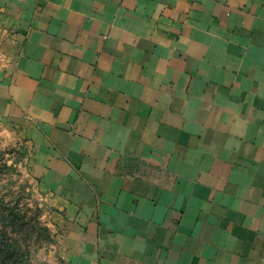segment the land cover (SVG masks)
Returning <instances> with one entry per match:
<instances>
[{
    "label": "crops",
    "instance_id": "1",
    "mask_svg": "<svg viewBox=\"0 0 264 264\" xmlns=\"http://www.w3.org/2000/svg\"><path fill=\"white\" fill-rule=\"evenodd\" d=\"M0 36L61 264H264V0H0Z\"/></svg>",
    "mask_w": 264,
    "mask_h": 264
},
{
    "label": "rangeland",
    "instance_id": "2",
    "mask_svg": "<svg viewBox=\"0 0 264 264\" xmlns=\"http://www.w3.org/2000/svg\"><path fill=\"white\" fill-rule=\"evenodd\" d=\"M6 53L0 36V69ZM30 148L14 134H0V264H61L60 233L52 209L31 174Z\"/></svg>",
    "mask_w": 264,
    "mask_h": 264
}]
</instances>
